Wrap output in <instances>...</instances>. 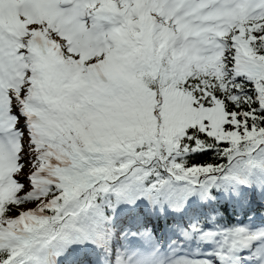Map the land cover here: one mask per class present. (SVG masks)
Returning a JSON list of instances; mask_svg holds the SVG:
<instances>
[{
  "label": "snow or ice",
  "instance_id": "1",
  "mask_svg": "<svg viewBox=\"0 0 264 264\" xmlns=\"http://www.w3.org/2000/svg\"><path fill=\"white\" fill-rule=\"evenodd\" d=\"M13 2L0 264H264V0Z\"/></svg>",
  "mask_w": 264,
  "mask_h": 264
},
{
  "label": "trees",
  "instance_id": "2",
  "mask_svg": "<svg viewBox=\"0 0 264 264\" xmlns=\"http://www.w3.org/2000/svg\"><path fill=\"white\" fill-rule=\"evenodd\" d=\"M221 210L225 212V215H230L232 213V209L227 205H225Z\"/></svg>",
  "mask_w": 264,
  "mask_h": 264
}]
</instances>
